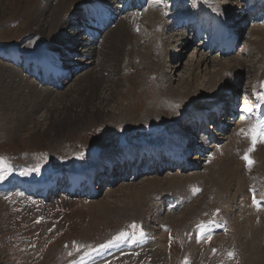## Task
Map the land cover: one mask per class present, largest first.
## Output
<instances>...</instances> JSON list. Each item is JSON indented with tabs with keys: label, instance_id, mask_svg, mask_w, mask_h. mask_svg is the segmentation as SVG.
<instances>
[{
	"label": "rangeland",
	"instance_id": "374dc122",
	"mask_svg": "<svg viewBox=\"0 0 264 264\" xmlns=\"http://www.w3.org/2000/svg\"><path fill=\"white\" fill-rule=\"evenodd\" d=\"M3 1L0 0V8L2 7L0 19L4 18L0 21V66L3 65L0 68V107L7 98L6 96L13 97V93L24 92V90L9 92L8 88L5 89L6 84L12 83L6 81L5 77L8 79L7 77L14 76L15 72L23 74L27 82L33 80L39 88H42L43 91L45 89V91H41L43 95L39 92L40 90L38 91V104L40 105L34 106L38 107L35 110L34 107H31L29 114L24 105L16 100L12 106L0 108V158H3L4 164L10 166V174L5 179L0 180V264H88L100 255L118 252L119 249L124 253L121 252L119 256H110L109 259L100 264H264V214L261 211L264 206L260 205V210L258 209L257 212L252 204L251 189H255V187L248 190V193L250 192L248 198H250L251 204L246 205V202L240 204L242 202L241 196L244 194L239 195L236 191L233 192L236 199H232V192L227 194L222 191L223 189L220 190L219 186H213L210 183L211 175L215 170H218L214 167V161L211 163L213 165H206L203 171L201 169L198 171L189 169L185 172L178 168L167 167L159 170L155 167L151 173H141L137 177L129 178L134 172L130 175L124 174L126 165H122L120 168L121 164H117L119 163L117 160L120 161L118 158L113 161L116 164L113 167L115 168L114 173L111 174V176L114 174L112 176L114 180L109 179L111 178L109 176V180L103 179L107 180L106 183L108 184L103 182L96 185L95 188H99V194L96 197L70 196L60 188L62 183L67 181L73 182L74 188L82 176L94 173L93 167L97 171H101L100 168L104 166L106 167L104 171L109 173L107 171L108 161H100L109 152L116 153V156H123L131 152H124L126 149H140L141 145L148 142H156L155 146L157 143L167 141L174 131H176L173 134L175 138L181 130L191 128L188 121L184 122L185 119L187 120L186 112L192 108L191 103H189L190 99L182 97V102H187L183 105L179 98H173L169 93L172 94L173 89L185 91L186 81L192 82L193 86L192 77L194 76L191 73L194 71L200 79L198 90L203 91L205 97L207 96L203 107L209 109L217 103L219 96L214 95L216 91L211 89L209 83L204 82L210 76V72L213 73L216 63H201L199 68L195 69L200 61V53L207 54V52L196 48L195 45L185 46L184 50L183 47L178 48L179 40L175 35L181 34L182 30L171 25L162 32L165 36L164 42H171L167 48L175 45V47L173 45L170 48L173 56L168 57V65H164V68L157 62H148L151 59L158 61L155 52L152 54V58L148 57V61L143 59L142 52L146 51L145 39H142L133 50V46L127 45L129 50H127L128 53L123 59L124 61L119 62V59L123 58L121 55L124 50L115 60H112L117 64L112 68V74L109 76L113 77L115 82L120 81V85L115 91L116 100L104 108L111 115L100 121L92 120L89 121L90 123H86V121L82 123L83 125L79 124L74 130L66 131L67 134L56 137L55 133H47L50 125V112L47 108L60 107L64 103L69 105L76 103L79 95L76 94L75 88L80 81L79 77L84 76L93 65L81 64L82 61H85L86 55H81L82 51L79 52L81 49H78L77 46L79 45H77L72 49L63 47L58 52L57 49H54L56 51L54 55L60 54L65 66L72 67L74 64L79 66L75 70L73 69L75 72L70 71L73 72L72 76L69 80L66 79L67 82L63 80L59 88L43 85L36 80L35 76L32 77V75L25 73L23 68L14 65L13 59L9 57L17 51L25 50L18 57L24 60L35 56L38 58L39 51L36 49L40 48L39 42L41 45L45 44L46 39L44 35L30 31L32 29L30 27L31 22L29 24L27 22L35 18L34 13H38V9L47 8L48 0ZM50 1L48 12L44 13V16L49 20L57 8H60V4L64 2L62 0ZM87 1H93L95 4V1L103 0ZM109 1H113V6H116L117 0ZM236 1L223 0L226 4H233ZM88 5L90 4L84 5V8ZM76 6L73 5L74 10H76ZM154 6L158 5H152V8ZM51 10L54 11L51 12ZM157 10L159 12L152 14V20H154L152 23L156 29L161 30L160 28L167 21H170L167 20L163 23V15L161 17L160 9ZM244 11L243 19L245 20L247 11L246 9ZM69 12L62 16L64 22L67 18L70 19L72 12L70 14ZM145 13L143 16L136 13L123 15L120 22L110 29L123 26V21L128 18L125 25L129 29L130 36H138L139 38V34L140 37L142 36V32L140 33L142 27L139 23L141 24V20L144 22ZM76 18L79 20L81 17L77 16ZM248 26L246 33L249 34L241 38L242 41L231 54L227 56H219L216 52L209 54L210 58L217 56L221 60L227 61L235 57L241 58L242 52L247 49L249 55L241 58L244 59V67L239 65L242 68H231L230 72H226L228 77L232 72L234 74L231 83L227 77L226 81H221L219 85L221 90L228 89L229 85L232 90V79L243 74L246 65L244 77L240 76V83L236 88L239 98L243 95L246 98L250 94H256L257 87L260 85L259 89L264 88V63L261 67H257L259 69L257 75H255L256 68H253V64H256L263 57H260L258 52L248 49V41L253 38L252 31L257 26L251 24ZM258 26L257 28H260L264 25ZM33 27H35L34 24ZM132 28L135 32L130 31ZM110 29L109 31L106 30L104 38L99 44L95 40L92 43L94 44L92 45L93 49H98L96 59L99 58L101 50L105 52L100 56L103 57L104 61L109 60V56L112 57L110 48L114 47L112 45H115L113 43L115 38L114 34L107 38ZM73 30L68 29L66 32L72 34L74 33ZM81 33L78 34L77 40L83 36ZM183 34L185 35L186 32L183 31ZM84 39L83 36L82 40L77 41V43H83ZM13 50L15 52H12ZM197 55L199 56L197 57ZM77 58L79 59L77 60ZM70 60L71 63H69ZM232 63L228 64L231 66ZM152 71H155L153 77L149 74ZM164 72L167 76L169 75L168 78L165 77ZM6 74L8 75L6 76ZM23 76H20V79L23 80ZM106 76L108 73L105 74ZM25 80L23 82H26ZM169 84L172 90L166 87ZM192 86L190 91H195ZM102 90L100 91L102 92ZM26 96L28 97V95ZM176 99L180 101V106H178ZM225 99L227 100L225 103H228L230 98L226 96ZM32 100L35 101V98ZM251 100L252 98L245 99L244 104ZM28 101L30 102V98L26 99L25 97V102L29 103ZM94 104L100 106V101L95 100L91 106L94 107ZM78 108L81 109L82 107ZM180 117L182 118L180 119ZM211 128H213V123L210 125ZM135 145L137 147H133ZM225 148H229L228 144L223 149ZM240 166L243 168V165ZM252 166L256 168L254 165ZM2 167L3 165L0 164V168ZM131 170H133L132 167ZM250 170L252 171L253 168ZM258 170L261 172V167ZM251 171H241L243 175L241 174L237 180L244 178ZM75 174L78 175L74 177ZM174 176L180 178L179 182L166 183L167 179L170 181ZM252 177L253 174L250 179ZM254 178L258 180L260 177L254 175ZM154 179H158L162 184L154 190L153 187L143 189L144 194H146H143L142 197L139 195L141 202L139 207L127 206L130 198L126 197L125 194L134 193L137 190L141 191V187L151 184ZM49 180L54 182L47 183ZM46 183L47 185L44 186ZM236 183L240 184L239 181ZM251 183L255 186H261L256 181ZM160 186H164V188ZM40 188L43 190L41 191ZM194 188H198L200 191L194 193ZM235 188L237 187L235 186ZM262 189H264V185ZM255 196L260 199V202L264 201L262 190L257 188ZM227 198L230 200L229 202ZM231 201H234L233 204ZM100 202L107 203L109 206L112 205V207H108L103 212L100 210L102 206ZM192 205L194 207L190 210ZM251 207L255 208V213L248 210ZM257 216L262 217L260 219ZM248 221L249 223H246ZM208 222H210V226L204 230V226ZM133 225L136 227L133 228ZM238 226H243L242 231L238 230ZM250 229L258 230V232L253 230L252 232ZM122 232H127L129 239L117 241L116 237ZM201 232H203V237H201ZM133 233L135 234L134 238ZM110 241L112 243L109 247H100L109 244ZM159 247L164 248L163 253H165L160 258L156 257V251ZM229 253H233V255L229 256Z\"/></svg>",
	"mask_w": 264,
	"mask_h": 264
},
{
	"label": "bare ground",
	"instance_id": "6f19581e",
	"mask_svg": "<svg viewBox=\"0 0 264 264\" xmlns=\"http://www.w3.org/2000/svg\"><path fill=\"white\" fill-rule=\"evenodd\" d=\"M62 1H64V2H62L60 4L61 6L59 5L60 8H57L56 12H54L52 14V16H51L52 18H50V20L44 16L45 15L44 13L48 12L49 5L51 2L50 0H48V3L46 4L47 8L38 9L39 12L34 13L35 18L31 19V20H29V22H27L28 24L31 22L30 27L32 29L30 31H32L33 33L35 32V34L39 33L40 35H44L46 42H45V44H42V45L39 42L40 48L36 49L37 51H39L38 52V54H39L38 58H37V56H35L32 58H27V60H25L26 62L28 61V63H30V65L33 63L34 64L38 63V64L43 65L42 64V61H43L47 67L53 69L54 71H57L58 73L60 72L62 75L68 74V72H70L73 69L75 70L76 67H79V66L77 64H74V66H72V67H69V66L63 67L62 64L59 63L60 62L59 58L61 55L60 54L54 55V53H56V51H54V49L55 50L57 49V52H58V50H60L63 47L67 48V49H72V47H74V46L76 47L77 45H79V46H77V48L81 49L79 51V52L82 51L81 55H86L85 61H82L81 64H83V65L89 64L88 66L93 65V67L89 71H87V73L84 76L79 77L80 81H78V83L76 84V88H75V91L77 92L76 94L79 95V97L77 99L78 101L76 103H74L73 105H69V104L64 103L60 107L54 106V107L47 108L48 111L50 112L49 113L50 114V117H49L50 125H49V128L47 130V133L48 134L50 132L55 133L56 137L67 134L66 131L69 132L72 129L74 130V128H76L79 124L83 125L82 123H85L86 121H87L86 123H88L89 121H92V120L93 121H98V120L100 121L103 118L106 119L108 116L111 115L109 113V111H107V109H104V108H107V105H109L111 102L116 100L117 95H116L115 91L117 90L116 88L118 87V85H120V81L115 82L114 78L109 76L110 74H112L111 73L112 68L115 66V64H117V63L113 62L112 60H115L117 58V56L120 55L121 52L124 50L122 55H121V56H123V58L121 57V59H119L120 60L119 62H123L124 61L123 59L126 57V55L128 53L127 50H129V48H127V45L133 46V48H132V50H133L134 47H136V45L142 41V39H145L146 40V43H145V45H146L145 50L146 51L142 52L143 59L145 58L148 61L149 58H152V54H154V52H155L156 56L158 57V61L151 59V61H148V62L149 63H151V62L153 63V61L157 62L163 68H164V65L165 66L168 65L167 64L169 61L168 57L173 56V53L170 51V48L174 45L173 44L168 49L167 46L168 45L170 46L171 42L170 41H168L167 43L164 42L165 36L162 34V32L167 30V27H169L170 25L173 26V23L170 24V22H168V21L165 23L166 20L163 17L162 19H164V22L163 21L162 22L165 23V25L160 28L161 30L156 29V27H154L155 25L152 23V21L154 22V20H152L153 19L152 14L159 12L157 9L155 10L156 6H154L153 8L152 7L149 8L147 10L148 12L145 13L146 16L143 18L144 22L142 20L140 21L142 25L139 23V25L142 27L141 31H140V33L142 32L141 37H140V34H139V38H138V36H136V37L130 36V33L128 31L129 29H127V27L125 25L128 22V18H126L125 21H123V24H122L123 26H121V25L117 26L113 30H111L109 28L110 33L108 34L107 38L111 37V35H113V34H114L113 36L115 38V41L112 39L114 41L113 43H115V45H112L114 47L110 48L111 49L110 54L112 55V57L109 56V60L104 61L102 59L103 57L101 58L100 56H102L105 52L103 50H101L100 54H99V58L96 59L95 57H96L98 49L97 48L93 49V47H92V45H94V44H92L93 41L90 40V38L88 39L84 36L85 39H84V41H82L83 43H79V42L77 43V41L82 40L83 36L81 37L80 40H77V37L80 35L79 33L81 31L79 28L76 29L77 22H78L76 17L77 16L79 18L82 17V12L85 11L86 9H88V7L91 4H94L93 1H87V0H62ZM103 1H109V0H103ZM190 1L193 2V4L195 5V7L197 9L198 8H211L213 10L215 9L219 12H222L227 17V19L232 22V24H231L232 27L236 28L238 33H241L244 30V26H242V23H244L243 17H244L245 11L243 8L242 0H237L235 3L233 2V4L232 3L226 4L225 2H223V0H190ZM225 1H227V0H225ZM239 1L241 2V4ZM74 4L77 5L75 8L76 10H74V8H73ZM87 4H90V5H88L87 7L84 8V5H87ZM1 9H2V7L0 8V10ZM80 10H81V12H80ZM53 11L51 10V12H53ZM234 11H236L238 13H235ZM67 12H69V14L71 12L72 13L69 17L70 19L67 18V20L64 22L62 16ZM160 12H162V11H160ZM156 15H158V14H156ZM161 17H162V13H161ZM178 18H180V16ZM1 20H4V18H1L0 21ZM33 24L35 25V27H33ZM257 27H259V26L257 25ZM257 27L255 30L252 29L254 31L251 30L252 33L254 34V36L252 39H250L248 41L249 42L248 49L249 50L251 49V51H254V52H258V55H260V57H263L261 60H258L256 64H253V68H256L255 75L258 74L257 72L259 69H257V67L258 68H259V66L261 67V65L264 63V26L260 27V28H257ZM68 29L69 30L74 29L73 30L74 33L69 34V32H66ZM109 29H107V30L109 31ZM130 31L135 32V30L133 28L130 29ZM251 31H250V33H251ZM185 35L183 34V31L181 34L175 35L178 37L177 40H179L178 48L183 47L182 48L183 50H184L185 46L191 45V41H188V39L191 40V38H188ZM39 37H41V36H39ZM107 38L105 39V42H106ZM135 38H137V39H135ZM134 39H135V41H134ZM89 43H91V44H89ZM99 43L100 42H98L97 44H99ZM29 44H30V42H29ZM107 44H109V43H107ZM174 47H175V45H174ZM29 48L31 49L30 45H29ZM119 49H120V51H119ZM117 50L119 52H116ZM12 52H15V50H13ZM15 53L13 56L11 55V58H13V57L18 58L17 53L16 54ZM65 53H67L66 50H65ZM242 53H243L242 57L244 56L243 58H245L247 55H249L247 49H246V51H244ZM35 54H37V53H35ZM200 54H201L200 61H199L198 66L195 69L199 68L201 63H205V64H208L210 62H213V64L216 63V65H215L216 67H215L214 71H212L213 73L210 72V76L209 77L207 76L208 78L206 81L204 80V82H207V84L209 83L208 85L211 86L212 90L216 91V94H214V95L219 96L218 97L219 100L217 101V103L213 104L212 107L217 106V105H222L223 104L222 102L227 101L225 99L226 96H228V98H230L231 100L235 99L237 97V89L236 88L240 83V80L239 79L236 80L235 78H240V76L244 77V72L246 71V69H245L246 65H245V68L243 69V72H242L243 74H241L240 76H236L234 79H232L231 88L233 87V89H235V90H233V89L231 90L230 85H229L228 89L221 90L219 88V85L221 84V81L222 82L226 81V78L228 77V74H226V72H230L231 68H234V69L242 68V66L240 67L239 65L244 64V59H241L242 57L241 58L235 57V58H231L230 60L224 61L225 59L221 60L220 57L218 58L217 56L215 58H213V57L210 58L208 53L207 54L200 53ZM199 55H197V57ZM220 55L227 56V54H225V53H220ZM139 56L141 57V55H139ZM250 58H252V56ZM256 58H257V56H256ZM78 59L79 58H77V60ZM74 61H76V60H74ZM74 61H72V63H74ZM161 61H162V63H161ZM234 61L236 63L233 64L232 62H234ZM84 62H86V63H84ZM69 63H71V60L69 61ZM228 63H232L231 66ZM70 65H72V64H70ZM194 66H196V65H194ZM250 66H252V65H250ZM2 67H3V65H2ZM2 67L0 66V68H2ZM6 67H7V65H6ZM6 67H5V69H6ZM243 67H244V65H243ZM8 69H9V65H8ZM149 70H150V68H149ZM1 72H2V69H1ZM8 72H9V70H8ZM14 72H15V70H14ZM10 73H11V71H10ZM18 73L20 76H23V74H21L20 72H15L14 76L13 75H12V77L9 76V77H7L8 79H6V77H5L6 81L12 82L11 84L5 83L6 84L5 89L8 88L9 92L13 91V90H16L17 92L24 90V92L13 93L12 94L13 97L12 96H6L7 98H5V100L1 104L2 105L1 107H5V106L8 107L9 105L12 106L16 101H18L20 104L24 105L25 109L28 110L26 112H28V114H29V112H30L29 109L31 107L33 108L34 106H37V104L39 102L38 101L39 100L38 91L40 90L39 92L41 93V91H43V90H42V88H39L38 85L35 82H33V80L27 82L26 81L27 79L25 80L24 76L22 78L26 82H23V80L20 79V76L18 75ZM106 73H108V76L105 77ZM1 74H3V73H1ZM149 74L151 77H153V75H155V71H152ZM191 74L194 76V77H192L193 86L191 84L192 82L188 83V81H186L187 84L186 83L185 84L187 85V87H184V88H186L185 91H180L178 89L172 90L170 88L171 83L169 85H167L166 87H168V89L170 88L173 91L172 94L169 93L170 96H172L173 98H179V100H181L182 97L189 98L190 99L189 103H191L192 108L189 109V112H186L187 117L192 116V117L198 118V117H201L202 115H204L207 111L211 110L212 107L209 109H207L206 107H203V103L206 101L207 96L205 97V94L203 93V91L198 90V82L200 79L195 75V72L192 71ZM7 75L8 74H6V76ZM164 75H165V77L167 76V74H165V72H164ZM233 75L234 74L232 72V74L228 77V81H230V83H231V78ZM168 76H167V78H168ZM66 82H67V80H66ZM3 84H1V86ZM191 86L194 88L195 91H190ZM56 87H58V86H56ZM168 89H167V91H169ZM1 90L3 91L4 89H1ZM27 90H28V92H27ZM100 90H102V92ZM44 91H45V89H44ZM25 92H27V93L24 94ZM43 92L41 93L42 95H43ZM26 95H28V97ZM25 97H26V99L30 98V102L28 101L29 103L25 102ZM32 98H35L36 102L34 100L31 101ZM248 98H249V96L248 97L246 96V98H244L243 102H245V99H248ZM45 99H44V101H45ZM95 100L100 101V106L95 105V104H94V107L91 106V104L95 103ZM176 100L178 102V106H180L181 105L179 103L180 101L178 99H176ZM213 101H215V100H213ZM181 103L184 105L187 102L183 103L181 100ZM38 105H40V104H38ZM102 106H103V108H102ZM78 107H82V108L79 109ZM37 108L34 107V110ZM31 112H33V111H31ZM181 118L182 117H180V119ZM182 122H183V120H182ZM184 122H186V121H184ZM185 129L181 130L179 132V134L176 135V137H175L176 141L175 142H177L179 140L177 137L183 138L186 136V134L188 135L189 132L192 133V131H193V129L191 130V128H188L186 130ZM48 134H46V135H48ZM226 139L228 141L227 144H228L229 148L220 149L218 151L219 152L218 155L213 160L214 162L212 161L214 163V167L217 168L218 170L217 171L215 170V172H213V174L211 175L210 183L213 184V186H216V185L219 186L220 190L223 189L222 191H224L227 194H229L231 192L233 193L234 191L238 192L239 195L244 194L241 196L242 202L240 204H242L243 202L244 203L246 202V205H249V204H251L250 198H248L250 195V192L248 193L249 189H251L252 187H255V189L258 188V189L262 190L264 193V189H262L263 185H264V143L259 142V143L255 144L257 149L249 153L248 150L250 149V144L248 145V147L245 148L246 144L243 141L242 136H240V134L238 133L237 130H234L233 133L231 132V134L228 136V138H225V141H226ZM174 144L175 143H173V145ZM243 144H245V145H243ZM155 147H157V146L152 145V147L143 146L140 149L139 148H133V149H129V150L126 149L124 152H126V151H131V152L126 153V154H124V152H123V154H124L123 156H116L115 155L116 153L109 152V154L105 155L106 157L108 156V159H106V157L103 156L100 159V161L101 162L102 161H105V162L108 161L107 164H109V165H110V163H113V161H116L118 158L120 159V161L123 160V162H125V161L130 162L131 158L129 157V155H132V157L137 158L139 156L138 154H140V151H143V153L146 152L148 154H151ZM136 149L138 151L134 152V150H136ZM234 149L237 150L236 151L237 153L233 152ZM110 154H112V155H110ZM245 154H248L250 156V158L254 161V163L252 165L255 166V164H257L255 166L256 168H254L252 165H251V167L248 166L247 162L243 159V156ZM240 156H241V158H240ZM140 158H142V157H140ZM140 158H138V159H140ZM161 162H160V164L158 163L156 165V168L158 166H161ZM171 165L172 164L169 163L168 167L173 166V165L172 166ZM211 165H213V164H211ZM240 165H243V168ZM121 166L122 165H120V168H121ZM164 167H165V165H164ZM260 167L262 169L261 172H259V170H258ZM108 168H110V167H108ZM108 168H107V171H109ZM209 168H211V167H209ZM252 168H253V170L255 169V171H253V170L251 171L250 169H252ZM114 170H115V168H113L111 170L110 174L114 173L113 172ZM245 170L247 172L251 171L250 174H248L247 176H244V178H241L240 180H237V178L239 176H241V174H242L241 171H245ZM252 174H253V177L250 179ZM76 175H78V174H75L73 176L76 177ZM254 175L259 176L260 178H258V180H257L254 178ZM112 176H114V174ZM261 177H263V179H261ZM179 180H180V178H178V176H174V177H172V179L170 181L167 179L166 183L172 184V183L179 182ZM237 181H239L240 184H237L236 183ZM253 181L260 183L261 186H259V185L255 186V184L251 183ZM161 184L162 183L158 179H154L153 182H151V184L141 187V191L137 190L134 193H132V192L126 193L125 196L130 198L129 204L127 206L131 205V207L134 206V208L139 207V205L141 203L139 200V195L142 197V195L144 194L143 189H149V188L151 189V187H153V190H154L157 188L158 185H161ZM168 184H167V186H168ZM249 185H250V187H249ZM235 186L237 188H235ZM160 187H162V186H160ZM72 188H73V186H72ZM162 188H164V186ZM161 189H159V190H161ZM73 190H74V188H73ZM231 197H229V198H231ZM233 198H235L234 193H233L232 199ZM237 199H238V197H237ZM227 200H228V198H227ZM229 201L230 200H228V202ZM233 202H232V204H233ZM92 203H94V202H92ZM95 203H99V202H95ZM101 205L102 206L100 207L101 208L100 210L103 212L106 211V209H108V207L109 208L112 207V205L109 206L107 203H101ZM261 206H264L263 200L261 201ZM193 207H194V205H192L189 209L191 210ZM236 208L239 209L238 207H236ZM261 209H262L261 210L262 214H264V210H263L264 208H261ZM248 210L253 211L254 213L256 212L254 207H251V209L248 208ZM256 210L258 212V209H256ZM254 213H252V214H254ZM254 215L256 216V214H254ZM254 215L253 216L251 215V216L254 217ZM257 217L261 219L262 216L261 217L257 216ZM243 220H245V219H243ZM246 220H247V218H246ZM246 223H249V221ZM242 228H243V226L242 227L238 226L239 231H242L241 230ZM252 230L250 229V231H252ZM253 231L256 233L258 232V230H253ZM239 233L241 234L242 232H239ZM121 252H123V251L118 250V252H112V253L108 252V253L104 254L105 257L100 255L88 264H100V263L104 262L105 260L109 259L110 256L119 255V254H121ZM163 252H164V248L159 247L158 251H156V254H157L156 257L160 258L161 256H164L165 253H163ZM163 261H165V260H163Z\"/></svg>",
	"mask_w": 264,
	"mask_h": 264
},
{
	"label": "snow or ice",
	"instance_id": "6c2138e0",
	"mask_svg": "<svg viewBox=\"0 0 264 264\" xmlns=\"http://www.w3.org/2000/svg\"><path fill=\"white\" fill-rule=\"evenodd\" d=\"M251 136H252V145L253 146H252V148H250L248 150L249 153L255 150V144L258 142V138H264V131L257 132L255 129H253L252 132H251ZM243 159L247 162L249 167H251V165L254 163V161L250 158V156L248 154H245L243 156ZM0 164L3 165V167L0 168V180H3V179L6 178V176L8 174H10V166L4 164L3 158H0ZM199 191H200V189H198V188H194L193 189L194 193H197ZM253 203L256 204L258 207L261 205V202L256 199L255 190L254 189H253ZM132 227L135 228L136 226L133 225ZM201 227H203V226H201ZM132 235H133V238H134L135 234L133 233ZM201 237H203V232H201ZM127 239H129V234L127 232H122L116 237L117 241H119V240H127ZM111 243L112 242L110 241L109 244L101 245L100 247L101 248L109 247L111 245ZM232 255H233V253H229V256H232Z\"/></svg>",
	"mask_w": 264,
	"mask_h": 264
}]
</instances>
